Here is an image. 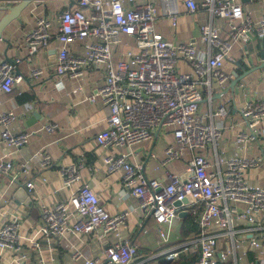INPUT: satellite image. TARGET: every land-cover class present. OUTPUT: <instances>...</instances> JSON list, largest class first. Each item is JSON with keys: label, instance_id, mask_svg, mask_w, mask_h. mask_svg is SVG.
I'll return each mask as SVG.
<instances>
[{"label": "built area", "instance_id": "2783aa9c", "mask_svg": "<svg viewBox=\"0 0 264 264\" xmlns=\"http://www.w3.org/2000/svg\"><path fill=\"white\" fill-rule=\"evenodd\" d=\"M161 1L162 13L173 17L175 25L176 0ZM184 3L191 12L197 9L196 0ZM201 7L227 25V38L212 22L200 27L199 40L208 50L197 48L196 41L175 45L159 35L155 31L159 9L152 0L138 7H125L123 0H78L77 7L61 11L56 18L55 34L60 44L56 73L69 78H81L89 70L100 74L87 99L110 108L107 128L95 137L102 149L117 150L103 156L104 166L107 173H122L124 189L155 220L162 240L160 251L143 255L139 243L131 239L130 214L108 213L94 189L84 183L68 201L52 207L40 205V234L48 241H68L73 259L83 256L77 240L95 234L105 243L104 254L102 258H86L85 264H264V187L251 185L247 175L264 158H250L242 152L264 134L260 129L264 97L244 101L239 115L247 125L236 136V143L243 147L228 158L216 152L224 131V105L216 113L201 111L203 90L211 95L213 89L224 88L230 78L224 63L230 59L234 43L246 42L252 35L264 39V14L251 17L240 0H203ZM53 21L44 15L35 19L24 42L30 56L50 45ZM76 43L84 45L82 56L71 52ZM115 45L118 51L113 49ZM181 60L192 67V73L178 72ZM21 61L0 59V93L13 92L24 80L16 69ZM31 71L33 79L44 75L41 68ZM13 121V112L0 113V125L4 127L0 141L11 149H20L27 145L29 134L13 133ZM46 125L49 132L57 128L55 124ZM159 134L173 138L158 158L157 169L163 171L164 180L146 174L140 160L141 153ZM209 150L214 152V161L207 154ZM187 151L190 157L183 172L174 171L171 164L183 161ZM38 156L43 168L51 166L47 151ZM149 156L157 157L151 151ZM81 166L60 169L67 187L82 180ZM22 173L24 179L11 161L0 160V175L8 176L12 183L22 178L30 195L34 194L36 184L28 180L30 167L24 165ZM184 211L195 220L197 229L167 245L172 223ZM18 228L17 218L3 221L0 250L12 252L17 264H22L28 256L22 249ZM40 245L38 241L32 243L37 250Z\"/></svg>", "mask_w": 264, "mask_h": 264}, {"label": "crops", "instance_id": "0c3cea01", "mask_svg": "<svg viewBox=\"0 0 264 264\" xmlns=\"http://www.w3.org/2000/svg\"><path fill=\"white\" fill-rule=\"evenodd\" d=\"M184 1L176 0L177 14H175L176 22L173 25V17L162 13V1L152 0L159 9L155 22V31L159 35L175 45L196 41L197 48L208 50L207 45L199 40L200 27L212 22L223 30L222 36L227 38L226 22L218 16L213 18L201 7L203 0H196L197 9L194 12L189 11ZM240 1L243 9L251 17L259 18L264 14V0ZM77 2L78 0L33 1L21 13L20 18L3 31L4 40L0 39V59L21 58L22 61L16 69L24 76V80L13 88V92L0 93V113L13 112L14 121L10 125L13 133L27 132L29 134L27 145L20 149H11L0 141V160L11 161L16 171L22 174L23 179L25 178L22 173L23 166H29L28 180H33L36 184L34 194L31 196L22 178H19L18 183H12L8 176L0 175V226L4 220L13 217L18 219L20 243L28 256L22 264H85L86 258H102L105 243L95 234L82 236L77 240L76 245L83 252V256L75 260L68 241L64 243H61L59 239L48 241L39 232L42 222L40 205L52 207L56 203L68 201L84 183L94 189L108 213L127 211L130 214L131 239L139 243V249L143 255L148 254L142 249L147 248L148 241L144 237L149 234L146 227L149 220L153 218L149 217L150 215L139 207L138 201L124 189L120 171L107 173L102 158L110 152L117 153L115 152L117 150L106 151L95 141L96 135L107 128L106 118L110 112V108L100 101L92 103L87 99L97 82V75L100 74L89 70L81 78H69L59 76L55 70L56 51L60 47L55 34L58 25L56 18L61 11L69 7H77ZM123 2L125 7H138L145 4L147 0L135 2L123 0ZM17 3V0H0V19L8 12L7 7ZM39 15L54 19L52 38L48 48L32 57L27 53L24 42L27 34L33 30L35 19ZM124 40L131 39L125 37ZM83 47V44L76 43L71 47V52L82 56L85 52ZM233 47L230 59L224 63V71L230 75L225 87L213 89L211 95L207 89H204V98L201 102V111L205 113H216L224 105V116L221 119L224 131L216 145V152L227 158L243 147L242 144L236 143V136L240 131L245 130L247 125L239 115L244 101H257L264 97V67L260 65L264 62L261 54L264 49V39L260 40L252 35L246 42L234 43ZM113 49L118 51L116 45ZM177 67L179 73L193 72L192 67L184 60H181ZM34 68H41L44 75L37 79L31 78V70ZM235 80H237L235 88L238 87V92L232 87ZM36 113L41 114V117H35ZM213 120L217 122L216 118ZM47 123L57 125L54 132L47 130ZM3 128L0 125V131ZM260 129L264 131V121ZM172 139L171 135L159 134L154 144L141 153L140 160L145 164L146 174L165 179L163 171L157 169L160 165L158 158L162 156L164 147L172 142ZM41 151H47L51 155L50 167L41 166L38 156ZM120 151L122 150L119 149L118 152ZM150 151L157 157L149 156ZM242 152L250 158L256 156L264 158V134L259 136V140L254 144H247ZM207 154L212 161L215 160L213 150L207 151ZM189 157L190 153L187 151L183 161L171 164L172 169L183 172ZM74 164L82 165L79 169L82 180L67 187L60 178V169ZM247 175L251 185L264 187V161L256 168L249 170ZM21 189L25 190L31 199L30 202L25 197L18 198L17 194ZM187 219L191 221L192 228L186 230L185 237L197 229V223L188 215L178 220ZM153 221V226L158 232L157 224L154 219ZM173 232L171 226L167 245L175 244L185 238L181 236L174 240ZM35 241L41 244L39 250L32 247ZM161 246L162 240L158 232L156 250L160 251ZM0 264H17L15 254L5 249L0 250ZM160 264L164 263L160 262Z\"/></svg>", "mask_w": 264, "mask_h": 264}, {"label": "water", "instance_id": "95a60500", "mask_svg": "<svg viewBox=\"0 0 264 264\" xmlns=\"http://www.w3.org/2000/svg\"><path fill=\"white\" fill-rule=\"evenodd\" d=\"M33 1H36V0H21L19 1L17 4H15L14 6L12 7H7V13L4 14L2 16V18L0 19V39H3V31L12 23L14 22L16 19L20 18L19 16L21 15V13L31 4L33 3ZM261 54H262V57L264 58V49H262L261 51ZM6 61H11L10 58H5ZM261 67H264V62L262 64H260ZM18 71V70H17ZM20 72V71H18ZM239 80V79H237ZM237 80H235V82L232 83V87L235 88V83L237 82ZM235 91L238 92V87L235 88ZM38 116V117H41V114L39 113H36L35 114V117ZM18 198H23L25 197L29 202L31 199H29V197L27 196V194L25 193V190L24 189H21L19 192H18ZM185 216H187V213L184 211V212H180V217L181 218H184Z\"/></svg>", "mask_w": 264, "mask_h": 264}, {"label": "rangeland", "instance_id": "374dc122", "mask_svg": "<svg viewBox=\"0 0 264 264\" xmlns=\"http://www.w3.org/2000/svg\"><path fill=\"white\" fill-rule=\"evenodd\" d=\"M153 223H154L153 219L149 220L148 225L146 227L149 234L147 236H145L144 239L148 241V245H147V248L144 247L142 249L146 253H149L151 251H154V252L158 251V250H156L157 249L158 232H156V228L153 226ZM191 224L192 223L189 219H187L185 221H181L178 219L175 220L172 223V230L174 231L173 232L174 234L172 237L174 238V240H176L177 237H181V236H182V238H184L185 237L184 235L187 233L186 230H190L192 228ZM149 264H152V261H150Z\"/></svg>", "mask_w": 264, "mask_h": 264}]
</instances>
